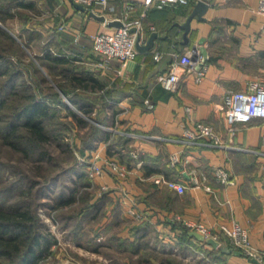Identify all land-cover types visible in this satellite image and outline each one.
Instances as JSON below:
<instances>
[{"label": "crops", "instance_id": "obj_1", "mask_svg": "<svg viewBox=\"0 0 264 264\" xmlns=\"http://www.w3.org/2000/svg\"><path fill=\"white\" fill-rule=\"evenodd\" d=\"M198 1L147 8L141 0H112L114 8L103 10L85 5L105 14L107 20L123 21L121 17L133 2L129 18H141V44L148 42L152 32L158 33L151 48L138 49L125 64L117 57L104 64L93 47L97 33H110L118 26L89 15L76 6L78 2L2 3L18 4L20 13L40 18L33 27L48 39L37 53L50 48L67 56V66L87 77L85 85L74 86L71 92L98 100L88 118L128 139L123 145L122 137H102L91 152L105 168L102 175L94 176L96 182L116 190L120 207L126 211L136 203L152 213L157 226L169 229L174 225L172 215L178 213L180 224L191 231L184 221L205 223L223 237H227L224 226L239 223L259 256L233 253L228 262L264 264V118L238 122L232 134L224 105L230 89L247 88L254 80L264 82V13L258 11L259 0H205L209 6L204 18L195 14L185 42L182 24ZM196 44L206 55L205 74L183 72L177 87L171 88L166 79L171 63ZM103 102V122H98L97 111ZM198 121L212 124L219 139L191 138L186 131ZM174 152L180 153L175 165L171 162ZM111 162L125 166L127 174L120 175ZM218 167L228 170L234 182L218 181ZM160 175L188 187L181 193L157 182Z\"/></svg>", "mask_w": 264, "mask_h": 264}, {"label": "trees", "instance_id": "obj_2", "mask_svg": "<svg viewBox=\"0 0 264 264\" xmlns=\"http://www.w3.org/2000/svg\"><path fill=\"white\" fill-rule=\"evenodd\" d=\"M18 6V4H3L0 0V20L4 21L16 15L23 16L22 29L35 30L40 34L38 30L28 25L32 17L20 13ZM20 45V42L0 25V139L2 143L8 144L12 150L27 158L48 159L47 162L51 165H55L56 162L51 160L50 148L47 144L54 138L59 141L63 150H70L71 147L65 141V135L72 126L81 127L88 123L92 125L87 139L82 140V152L86 156L91 155L102 137L108 138L111 134L115 138H124L123 145L125 144L128 140L126 136L106 131L100 125L89 121L88 117L91 116L92 107L98 103V100H92L89 95L80 91L71 92L74 86L85 85L87 77L80 73L76 74L75 70L67 66L69 64L67 56L62 52L60 54L53 52L50 48L41 54L44 61H52L63 68L67 82L59 85L64 96H61L59 91L50 85L47 87H50L53 92L40 95L38 92L42 90L41 87L38 86V90L37 87L27 83L22 78L23 70L16 63L7 62L11 50L15 52L14 54L20 61L23 59V50ZM41 83H43L42 80ZM105 106L106 103H101L96 121L103 122L102 112ZM125 151L129 155L128 149ZM86 165V163L76 161L62 171V173L65 171L77 173L73 176L71 194L67 196V201L74 202L78 191L83 192V200L80 199L78 210L67 216L68 222L75 219V229L84 231L85 224L94 219L100 220L101 212L103 218L106 219V225L103 228L105 236L102 232L100 233L102 223L99 221L97 232L99 234L95 237L90 236L88 239L95 249L102 250L113 246V249L127 251L130 255L128 264H131L134 253L140 251L142 255L139 256L136 264H182V260L176 259L172 254L162 252L158 263H153L151 257L145 255L149 247L147 236H159L155 225L150 222H140L138 225L129 226L125 228L126 231H110L120 223L123 217L118 193L111 188L102 191L99 195L94 193L89 186L92 182L96 185V180L95 177L88 175ZM41 169L37 166L38 171ZM4 170L5 167L0 165V184L2 183L0 188V264H46L44 258L51 253L54 254L51 247L57 239L45 227L44 221L35 210V205L37 198L43 195L45 187L42 189V186L53 182L60 173L44 174L46 177L40 180L37 176V178L27 176L25 168H22V170H16L18 179L3 184ZM34 170H36L35 167L33 171H30L35 174ZM32 187H38L36 194L32 193ZM61 200L60 196L59 201ZM94 224H90L91 228ZM173 224L170 232L178 237L181 248L186 249L193 245L197 250H202L217 261V264H229L228 256L234 252H224L220 247H214L211 243L199 240L191 234L190 228L180 224L179 221H174ZM224 238L227 239V237ZM223 244L229 245L226 241H223ZM242 254L246 255L244 252ZM70 263L63 262V264Z\"/></svg>", "mask_w": 264, "mask_h": 264}, {"label": "rangeland", "instance_id": "obj_3", "mask_svg": "<svg viewBox=\"0 0 264 264\" xmlns=\"http://www.w3.org/2000/svg\"><path fill=\"white\" fill-rule=\"evenodd\" d=\"M22 18L23 16H13L8 17L4 21L0 20V25L7 29L14 36V38L18 42H20V47L22 46L23 50V59L21 61L19 60L17 55L14 54L15 52H12L11 50L7 62H9V64L11 62L12 64L16 63L20 67V69L23 70L22 78L26 80L27 83L33 85L34 87H37L38 90V86H40L42 89L38 92L40 95H44L49 92L52 93L53 90L50 87H47L48 85H50L53 89H57L61 96H64L65 94L62 92V89L59 86L60 84L63 85L65 82H67L66 76L62 71L63 68L61 66L55 65L52 61H44L43 57H41V53H37L40 52L39 49L48 39V35L38 34L35 30H23ZM39 21L40 18H30L28 25H30L31 27L37 26L36 24ZM25 41H27V43H25ZM41 80L43 83L40 84ZM88 119L90 122H93L92 120H90V118ZM91 126L92 125L88 123L87 125L81 127L72 126L69 128V130H67L68 132L65 135V141L68 142L71 147L70 150L67 151L62 149V146L59 144L58 140L52 138V141L47 144V147L50 148L49 155L51 156L52 161L55 160V165H51V163H48V159L33 160L20 155L18 152L12 150L8 144L2 143L0 139V165H3L5 167V170L2 173V180H4L3 184L10 183L18 179L16 170H22V168H25V173L27 174V176H30L31 178L38 177L40 180L46 177V175L44 174L48 175V173L51 174L53 172L55 174L60 173L57 175L56 179L53 182L42 186V189L45 187L43 189V195L37 198V202L35 205V210L40 218L44 221L45 227L57 239V242L54 243L51 247L54 254L51 253L44 258V262L46 264H63V262H71L70 264H128L129 261L130 255L127 251L120 249L118 250L115 248L113 249V246L103 248L102 250H97L88 241L90 236L95 237L99 234H97V232L99 229L98 225L100 223H102L100 233L102 232V235L105 236L103 228L106 225V219L103 218L101 212V218L99 220L100 223L98 220L94 219L91 222L85 224L84 231H77L75 229V219H71L68 222L67 216L69 214H73L78 210V207L80 206L78 205V203L80 199L83 200V192H81V190L78 191V193L76 194V199L73 200L74 202L67 201V196L71 194V186L74 181L73 176H76L77 173L73 171H65L64 173H62V171L66 167L69 168V166L71 164L73 165L74 162L80 161L81 163L87 164L86 168H88V175L93 178L96 175L92 170V165L93 163L98 162V158L94 156L92 157L91 155L86 156L82 152V140L87 139L92 128ZM37 166H40V168L42 169L38 171ZM34 167L36 169L34 170V172H36L35 174L32 172ZM1 184L0 188L2 186ZM96 185L95 182H92V185L89 186V188H92L94 193H96L97 195L101 194L102 191L110 188L109 186H107V188H104L106 184L101 186L97 182ZM38 187L31 188L33 194L37 193ZM60 196L62 198L61 201H59ZM120 209H122L121 212L123 217L120 223L115 226V228H111L110 231H126L125 228L133 225H138L140 222H150L155 225L159 236L153 237L152 235H148L147 239L149 241V247L146 251L144 250L147 253L145 255L150 256L153 263H158L160 261L159 255L167 253L172 254L178 260H182V264H217V261L206 255L202 250H197L193 245L188 246L186 249L182 248L181 253H172L167 248L171 244L168 240V233L170 232L169 228H166L163 224L157 226L156 223L149 220H133L127 215V211H125V208L121 207ZM91 223H95L92 228L90 225ZM244 254L246 253L244 252ZM140 255H142L141 251L139 253H134V255L132 256L133 260H131L130 263L136 264L137 260H139ZM246 256L251 258L255 255L251 256L246 254Z\"/></svg>", "mask_w": 264, "mask_h": 264}, {"label": "built area", "instance_id": "obj_4", "mask_svg": "<svg viewBox=\"0 0 264 264\" xmlns=\"http://www.w3.org/2000/svg\"><path fill=\"white\" fill-rule=\"evenodd\" d=\"M78 3H82L95 9L114 8L112 0H73ZM144 5L149 8L152 6L164 7L179 3H188L190 0H141ZM135 7L133 2H130L127 6L128 10ZM128 10L124 14V25L117 27L113 32H99L94 38V50L100 53L103 58L102 62L107 64L114 57L119 58L123 64L133 59L137 52V41L140 37V41L143 34V25L141 18H129ZM258 11L264 13V0H259ZM63 27V25H61ZM136 27V30H132ZM153 27V26H152ZM155 57L158 58V52L155 53ZM205 59L201 51L200 45L196 44L193 47L187 49L178 59L174 60L171 65L167 76L169 86L175 89L178 85L180 76L183 72L197 71L198 76H202L206 72ZM152 105V104H151ZM224 105L226 107L227 119L229 122V131L232 134L236 132V124L238 122H248L255 117L264 118V82L260 80H254L249 83V86L244 89H230L224 98ZM191 138H199L202 136L214 137L217 140L219 136L212 124L198 121L195 128L186 131ZM264 142V135H263ZM180 161V153L174 152L171 154L172 164H177ZM110 165L119 172L120 175L126 174V168L120 166L115 162H111ZM104 167L98 162L93 163L92 170L96 175H102L104 173ZM215 175L218 181L223 183L234 182L232 174L225 168L218 167L215 169ZM157 182L165 183L171 188L184 192L187 189V185L178 180H174L160 175L155 179ZM197 182V179L195 180ZM104 188H107L105 185ZM127 215L133 220H149L155 223V219L152 213L139 207L136 203L129 204ZM173 221L182 220L180 214L176 213L172 215ZM186 225L193 230H197L203 233L205 236H212L217 239L221 245L223 241L229 243L233 249H240L247 255H255L258 257V253L254 247L250 244L247 230L243 228L239 223L233 224L231 227L224 226L223 230L227 234L225 239L221 234H218L212 230L211 227L205 223L197 222L193 220L184 221ZM168 240L170 245L167 247L172 253H181V245L179 244L178 237L172 233H168ZM178 242V243H177Z\"/></svg>", "mask_w": 264, "mask_h": 264}, {"label": "water", "instance_id": "obj_5", "mask_svg": "<svg viewBox=\"0 0 264 264\" xmlns=\"http://www.w3.org/2000/svg\"><path fill=\"white\" fill-rule=\"evenodd\" d=\"M76 6L82 10H85L89 13V15L94 16L98 19H100L103 22H107L109 25H114V26H123L124 22L120 19H113V20H107V17L105 14H99L97 12H95L92 9H89L87 6H85L82 3H77ZM209 6V3L205 0H199L195 6L194 9L192 11V13L190 14V16H188L187 20L182 24V27L185 29L184 32V37H185V42H188V32L191 29V21L193 19V17L195 16V14H199V18H204L203 14L205 12V9ZM132 30H136V27H133ZM158 33L152 32L149 40L146 44H141L140 42V37L138 38L137 41V48L141 49V50H146L149 49L153 46L154 44V40L157 37ZM204 59L206 60V55L204 56ZM191 234L196 236L199 240H204L208 243H211L213 246L215 247H220L224 252H234L236 254H242L241 250H235L233 248H231L228 245H221L220 242L215 239L212 236H205L203 233L197 231V230H192ZM255 261H257L256 259H254Z\"/></svg>", "mask_w": 264, "mask_h": 264}]
</instances>
